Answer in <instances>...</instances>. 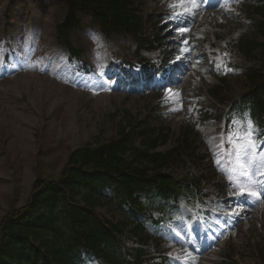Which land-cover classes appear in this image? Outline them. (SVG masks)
Listing matches in <instances>:
<instances>
[{
    "label": "rangeland",
    "instance_id": "obj_1",
    "mask_svg": "<svg viewBox=\"0 0 264 264\" xmlns=\"http://www.w3.org/2000/svg\"><path fill=\"white\" fill-rule=\"evenodd\" d=\"M190 1L142 0L141 9L146 16L152 12L158 14L168 8L173 9L171 5H184ZM256 1L226 0L220 7L211 10V13L199 14L200 24H192V29L188 30V23L179 26L181 34L177 37L170 36L172 28L165 26L168 20L156 25L148 23L146 28L150 33L152 28L159 29L157 32L161 34L162 41L167 40L170 45L178 46L181 43L182 52L177 59L191 70L188 74L180 75L172 87L142 93L119 87L117 77H121V74L113 69L112 64L119 60L134 64L140 60L134 40L119 37L106 39L97 25L91 22L90 13L85 12L84 26L73 37L84 47V56L93 67V73L80 76L74 84L69 78L76 64L68 60V55L56 40L55 26L64 18L65 7L54 0H0V63L4 57L1 37L4 39L5 32L21 55V58L14 56L11 75L14 77L0 80V221L10 207L9 201L20 206L28 200L34 182L41 173L57 177L72 149L94 142L98 136L104 141L109 140L121 123L131 122V126H136L146 121L158 128H169V141L158 147L163 152L177 145L185 130L190 127V140L193 146H197L196 151L204 156L213 154V162L204 160L201 171L200 168L194 170L195 165L190 160L186 166L173 168V175L191 179L213 165L215 183L224 181L236 193L244 189L258 195L241 196L248 205L245 212H238L237 223L230 232V238L225 235L220 244L205 249L203 244H196L202 233L201 225L195 217L196 208L182 203L180 217L176 219L178 221L170 224L180 232L185 231L184 241L178 240L164 227L163 242L151 240L146 247L147 255L153 257L155 262L167 256L163 264H262L260 249L264 250V178L260 181L258 179L261 171L260 156L254 154V147L249 149L245 157L251 175L244 177L234 170L235 152L241 146L247 147L242 137L248 131L249 121L243 125L234 119L229 125L225 142L220 141L218 129L221 121L201 126L200 119L203 107L213 105L217 110L211 115L218 116L225 106L203 100L196 94H206L218 82L216 76L204 74L209 64L207 53L211 50L208 34L214 32L234 41L255 36L256 31L247 20L258 18L250 15L249 10ZM197 6L195 0L194 7ZM8 7L9 16L6 14ZM181 9L186 11L187 7ZM219 11L225 14L221 16ZM231 15L239 19L234 20ZM5 16L9 18L7 28L3 25ZM259 40L262 38L259 37ZM162 51L163 48L144 51L143 55L155 60L162 55ZM24 52L31 55L30 60H25ZM233 52L238 66L228 76L227 83L231 96L238 97L248 89L244 69L250 66L261 67L264 56L257 50L256 57L250 60L237 48ZM193 71L197 72L195 78L190 77ZM109 77L113 79L109 81ZM257 132L258 128L254 126L253 144ZM211 134L215 136L214 140L209 139ZM187 157L190 158L184 155V158ZM203 184L206 191L217 193L216 184ZM213 200V208L221 206L215 198ZM97 209L104 218L120 217L107 203ZM188 225L196 233L195 236L186 237L190 233L186 231ZM136 245L138 243L135 239H125L127 249ZM189 245L202 248V255L195 256Z\"/></svg>",
    "mask_w": 264,
    "mask_h": 264
},
{
    "label": "trees",
    "instance_id": "obj_2",
    "mask_svg": "<svg viewBox=\"0 0 264 264\" xmlns=\"http://www.w3.org/2000/svg\"><path fill=\"white\" fill-rule=\"evenodd\" d=\"M57 1L66 8L57 32L73 54L79 52L69 42V35L81 24L85 12L91 13L107 36H131L143 47L152 46L144 33L146 21L139 0ZM258 2L254 12L262 17L258 31L264 37V0ZM245 42L248 54L261 47L264 55V43L256 39ZM247 81L249 90L242 106L264 123V67L252 68ZM213 92L222 99L227 96L223 87L217 86ZM130 124L121 123L109 140L98 136L94 142L72 149L57 177L38 176L23 205L9 201L0 222V264H76L83 248L108 263H126L129 253L122 248L121 236L129 226L131 236L143 235L138 215L144 205L139 198L143 196L149 207L167 209L181 194L194 193L187 179L172 174L185 154H195L188 134L177 146L160 152L156 148L169 140V129ZM108 189L110 193L105 191ZM104 203L120 218L114 221L100 215L96 207ZM145 238L140 236V240ZM261 254L264 264V252Z\"/></svg>",
    "mask_w": 264,
    "mask_h": 264
},
{
    "label": "snow or ice",
    "instance_id": "obj_3",
    "mask_svg": "<svg viewBox=\"0 0 264 264\" xmlns=\"http://www.w3.org/2000/svg\"><path fill=\"white\" fill-rule=\"evenodd\" d=\"M193 6H195V0H191ZM179 5H171L173 9H175ZM248 131L245 133V136L242 137V139L246 140L247 147L241 146L237 149L235 152V164L236 167L234 170L239 171L240 174L244 177H249L251 173L248 171V162L246 160V154L249 151L251 147H254V144L252 143V136L254 132V126L251 124V121L248 122ZM241 194H248L251 196H257L258 194L256 192H247L245 193L244 189H241Z\"/></svg>",
    "mask_w": 264,
    "mask_h": 264
}]
</instances>
